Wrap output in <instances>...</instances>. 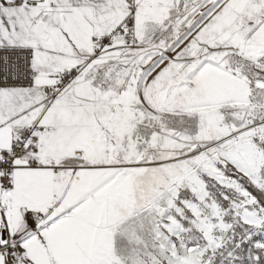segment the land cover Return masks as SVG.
Segmentation results:
<instances>
[{"label": "snow or ice", "instance_id": "1", "mask_svg": "<svg viewBox=\"0 0 264 264\" xmlns=\"http://www.w3.org/2000/svg\"><path fill=\"white\" fill-rule=\"evenodd\" d=\"M0 264H264V0H0Z\"/></svg>", "mask_w": 264, "mask_h": 264}]
</instances>
